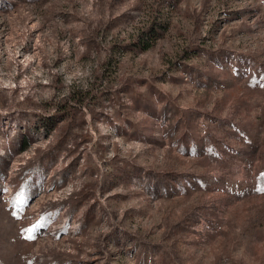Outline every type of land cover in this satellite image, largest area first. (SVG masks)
<instances>
[{
    "label": "rangeland",
    "instance_id": "obj_1",
    "mask_svg": "<svg viewBox=\"0 0 264 264\" xmlns=\"http://www.w3.org/2000/svg\"><path fill=\"white\" fill-rule=\"evenodd\" d=\"M0 264H264V0H0Z\"/></svg>",
    "mask_w": 264,
    "mask_h": 264
}]
</instances>
